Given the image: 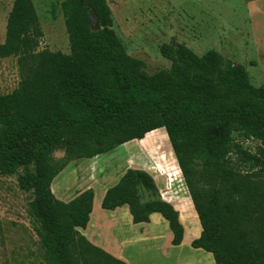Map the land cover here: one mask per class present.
<instances>
[{
	"label": "trees",
	"instance_id": "1",
	"mask_svg": "<svg viewBox=\"0 0 264 264\" xmlns=\"http://www.w3.org/2000/svg\"><path fill=\"white\" fill-rule=\"evenodd\" d=\"M70 52H35L43 30L33 0H14L0 57L31 65L12 93L0 95V174H19L33 194L30 214L48 264H127L82 234L90 222L92 189L65 203L54 179L73 161L92 159L165 128L202 232L191 243L215 264H264V148L243 151L238 139L264 146V86L216 50L196 54L173 40L160 47L171 62L153 74L130 56L113 29L108 0L61 4ZM95 15L100 30H93ZM64 148L65 155L54 154ZM243 156L236 162L233 155ZM242 159V158H241ZM243 163L258 167L241 170ZM154 178L129 169L103 196L101 207H128L134 224L160 214L180 246L185 229L178 210L157 196Z\"/></svg>",
	"mask_w": 264,
	"mask_h": 264
},
{
	"label": "rangeland",
	"instance_id": "2",
	"mask_svg": "<svg viewBox=\"0 0 264 264\" xmlns=\"http://www.w3.org/2000/svg\"><path fill=\"white\" fill-rule=\"evenodd\" d=\"M33 1L43 30L35 52L49 49L69 53L61 8L65 0ZM13 2L0 0V44L6 39ZM108 4L113 14V29L128 54L145 63L147 73L170 68L171 62L162 56L160 47L176 40L200 56L209 50L220 52L234 63L244 65L254 86H264V0H108ZM21 58L0 57V95L12 93L26 75L31 62ZM238 143L244 152L253 156H260L264 148L256 140L238 139ZM64 155L65 150L61 148L54 158L61 159ZM233 159L239 162L244 158L234 154ZM129 169L149 173L157 184V196L162 199H180L181 206H185L182 208L185 244L181 249L171 243L166 245L168 236L164 226L166 230L170 227L160 214L155 215L152 228L143 236L136 234L138 231L133 225L126 224L122 218L116 230L125 234V240L113 239L111 230L117 231L108 227L109 243L114 248L119 247L121 252L128 248L132 264H215L212 254L191 247V242L200 237L202 228L165 128L109 153L71 162L54 179L52 190L57 200L68 203L92 189L94 210L109 214L110 211L101 207L103 196ZM241 170L254 173L258 167L243 163ZM23 173L22 170L12 176L0 174V264H48L45 247L30 214L33 194L19 184ZM141 194L143 202L157 197L145 190ZM126 210L129 214V209ZM123 240L130 241V245H125Z\"/></svg>",
	"mask_w": 264,
	"mask_h": 264
},
{
	"label": "crops",
	"instance_id": "3",
	"mask_svg": "<svg viewBox=\"0 0 264 264\" xmlns=\"http://www.w3.org/2000/svg\"><path fill=\"white\" fill-rule=\"evenodd\" d=\"M166 201L173 204L174 207L178 210L179 215H180V221H181L182 225L184 226V229L186 232L185 225L182 222V214H183L182 208L185 206H181V204L179 203L180 199H178V197L174 198V199H167ZM126 208H128V207L125 206V207L119 208L117 210L110 211L111 213H109V214L107 212L95 211L93 208V212L90 216V222H89L87 228L85 230H81V232L94 245L104 249L105 251L112 254L116 258L125 261L127 264H132L131 260L133 258L131 257L132 256L131 253L128 251L129 249L127 248L126 252H121L119 250V247L114 248V246H112L109 243V241H111V240H110V238H108V232H106V229L110 230V229L115 228V230H116V227L118 225L122 224V218H125L126 224L133 225L132 226L133 229H136V231H138V233H136V234H138L139 236H143V235H145L144 233L148 232L149 228H152L151 223H152L153 218L155 217V215L157 213L151 215L149 223L134 224L132 221V216H131L130 212H129V214L127 213ZM105 211H108V210H105ZM127 215H130V216L127 217ZM145 225H147L148 228H145L146 227ZM108 227H111V228L109 229ZM116 231H117V233L114 232V230H111L112 238L113 239L115 238V240L116 239L119 240L121 237V239L124 238V240H125V238H126L125 234L123 235L120 230H116ZM118 233H120V234H118ZM164 233L168 236V241H167L166 245H169L172 242V238H173L172 231L168 230V229L166 230V228L164 226ZM124 240H123V243L125 245H130V241H124ZM140 244H141V242H140ZM184 244H185V242L183 241V243L180 246H177L178 249H181V247H183ZM171 246H173L172 243H171ZM120 254L123 255V257H119V256H121Z\"/></svg>",
	"mask_w": 264,
	"mask_h": 264
},
{
	"label": "water",
	"instance_id": "4",
	"mask_svg": "<svg viewBox=\"0 0 264 264\" xmlns=\"http://www.w3.org/2000/svg\"><path fill=\"white\" fill-rule=\"evenodd\" d=\"M92 23H93V30L94 31H98L101 29V27L99 26L98 24V20H97V17L95 15H92Z\"/></svg>",
	"mask_w": 264,
	"mask_h": 264
},
{
	"label": "bare ground",
	"instance_id": "5",
	"mask_svg": "<svg viewBox=\"0 0 264 264\" xmlns=\"http://www.w3.org/2000/svg\"><path fill=\"white\" fill-rule=\"evenodd\" d=\"M137 148V147H136ZM125 150V149H124ZM146 159V158H145Z\"/></svg>",
	"mask_w": 264,
	"mask_h": 264
}]
</instances>
